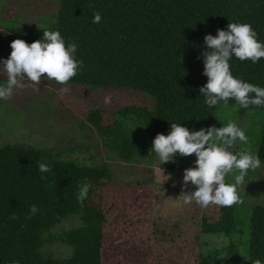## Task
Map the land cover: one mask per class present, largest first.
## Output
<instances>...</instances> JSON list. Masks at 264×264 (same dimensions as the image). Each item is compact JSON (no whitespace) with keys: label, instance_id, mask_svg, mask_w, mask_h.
<instances>
[{"label":"trees","instance_id":"1","mask_svg":"<svg viewBox=\"0 0 264 264\" xmlns=\"http://www.w3.org/2000/svg\"><path fill=\"white\" fill-rule=\"evenodd\" d=\"M102 20L93 23L94 12ZM230 22L249 23L264 42V0H59L55 27L1 28V47L12 51L14 39L27 43L43 38V30L61 33L66 44H77L76 59L84 67L69 82L105 90L130 89L154 100L151 107L130 106L119 110L118 119L93 108L86 121L102 135L111 151L125 160L148 156L151 148L138 134L125 130L122 119L134 114L150 124L153 136L169 134L171 123L192 129L214 125L220 105L209 108L200 93L207 83L202 52L206 34L216 36ZM234 77L264 87V58L253 63L235 56L229 61ZM75 147H72L73 150ZM264 163V129L258 150ZM39 163L50 172L41 173ZM43 176V178H42ZM153 176L146 179L149 183ZM82 182L92 185L81 207L77 194ZM226 182H228L226 180ZM146 186L116 183L107 164L96 165L79 158L58 159L50 148L0 145V264H153L151 228L140 227L150 220L151 196ZM40 211L26 219L31 205ZM15 213L17 219H10ZM81 224L64 233L73 247L66 259L42 252L47 234L71 215ZM201 231L231 236L237 231L234 205L204 207ZM140 234V235H139ZM231 264L264 262V205L252 209L249 249L244 259L235 243L201 253L199 264H219L222 255Z\"/></svg>","mask_w":264,"mask_h":264},{"label":"rangeland","instance_id":"2","mask_svg":"<svg viewBox=\"0 0 264 264\" xmlns=\"http://www.w3.org/2000/svg\"><path fill=\"white\" fill-rule=\"evenodd\" d=\"M58 11L59 0H0V29L55 27ZM2 41L0 34V62L11 53L1 47ZM6 80V73L0 71V85ZM24 82L29 86L15 89L10 99H0V145L50 148L58 159L79 158L96 165L107 164L116 183H127L131 187L146 186L144 198H152L151 221L143 224L139 233L145 235L151 228L150 223L154 224L151 228L153 264H199L201 253L224 248L230 243H235L240 255L247 258L252 209L264 205V163L261 162V167L255 171H249L245 187L238 189L243 203L234 204L237 231L231 236L203 233L201 219L204 207L195 201L184 205L181 195L184 169L197 166L195 154L185 157L177 153L175 162L161 165L152 150L154 136L150 124L133 119L137 116L132 114L122 119V127L143 137L151 152L148 156L125 160L110 150L100 132L85 119L89 110L97 107L103 109L105 116L118 119L121 117L119 110L124 107L153 106L151 97L130 89L105 90L71 83L60 85L46 77H42L38 86L32 85L26 78ZM65 86L71 91L61 95L59 90ZM106 95L111 96L109 104L104 102ZM229 121L237 123L248 137L247 144L236 141V150L250 149L258 154L264 129V109L255 107L241 112L229 104L220 105L213 126L220 128ZM237 174V170L233 169L226 180L234 182ZM150 176H153L152 180L145 183ZM183 190L194 191L195 186L189 182L187 189ZM81 223L78 214L58 223L47 234L42 252L52 251L58 259L71 257L73 247L63 240L64 233ZM218 263L231 264L225 254Z\"/></svg>","mask_w":264,"mask_h":264},{"label":"clouds","instance_id":"3","mask_svg":"<svg viewBox=\"0 0 264 264\" xmlns=\"http://www.w3.org/2000/svg\"><path fill=\"white\" fill-rule=\"evenodd\" d=\"M101 20L100 12H94L93 23H100ZM217 33L216 36L206 34L204 37L207 50L202 52L203 74L208 77V81L199 89L204 97V104L211 108L221 101L227 103L234 99L242 108L250 105L264 106V87L234 77L229 63L233 56L240 61L259 62L264 58V42L258 40V33L249 23L230 22L227 30L218 28ZM10 47V56L0 62V71L7 75L6 83L0 85V99H10L15 89L28 87L24 82L25 78L35 86L41 83L42 77L55 80L60 85H67L84 67L83 61L76 59L77 44H66L59 31L43 30V38L30 44L17 38L11 42ZM70 91L66 86L59 90L61 95ZM104 102L111 103V96L106 95ZM170 127L169 134L157 133L153 141L152 150L161 165L175 162L174 156L177 153L185 157L195 154L197 157L196 167L184 169L181 193L183 204L189 205L195 201L202 207H231L243 203L238 189L240 186L245 187V177L249 171L261 167L258 154L250 149L236 150L237 140L248 143L245 131L233 121L220 128L202 127L198 131H190L180 123H171ZM38 169L42 174L51 171L46 163H39ZM233 169L238 172L234 182H226V176ZM189 182L195 186L194 191L183 190L187 189ZM91 187L90 183H81L77 195L81 207L84 206ZM39 211L37 205H31L26 219L35 216ZM10 219H17L16 214L13 213ZM10 264H20V261L12 260ZM252 264L264 262L255 259Z\"/></svg>","mask_w":264,"mask_h":264}]
</instances>
